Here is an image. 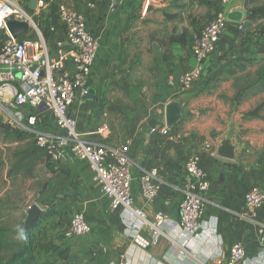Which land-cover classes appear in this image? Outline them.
Listing matches in <instances>:
<instances>
[{"label": "crops", "instance_id": "1", "mask_svg": "<svg viewBox=\"0 0 264 264\" xmlns=\"http://www.w3.org/2000/svg\"><path fill=\"white\" fill-rule=\"evenodd\" d=\"M16 1L29 5L32 0ZM37 1L31 17L43 30H51L57 22L59 4L66 3L86 11L91 31L99 41L90 76L95 98L76 99L70 109L77 131L84 139L114 145L130 142L135 204L151 219L158 210L174 220L179 218L188 178L185 162L199 153L211 180L203 220L216 218L217 234L210 235L205 222L197 235L188 236L184 243L166 231L158 244H146L151 238L147 226L140 230L141 242L130 237L122 208H112L89 163L66 149L53 169L45 163L39 166L45 167L50 177L43 195L49 199L48 209L55 213L34 228L37 244L33 264H116L122 259L129 264H223L236 241L244 243L247 257L258 264L256 260L264 258L259 234V228L264 227V204L248 207L244 196L253 185L264 187V120L261 116L245 118L257 107V98L243 91L238 94L236 87V67L240 69L253 42L260 39L259 34L247 30L253 25L246 17L251 0L224 4L217 0L219 13L226 17L218 55L214 53L206 60L201 78L191 88H185L180 77L196 65L191 47L211 12L199 0ZM8 21L28 25L19 38L36 36L30 22ZM240 22L245 26L243 32L237 31ZM49 34L51 54L56 58L68 48V42L59 27ZM4 35L12 36L8 28ZM154 43L161 46L162 54H154ZM182 97L187 98L182 120L166 132L159 129L148 133L149 122L155 119L164 123L166 105ZM48 122L45 119L42 127L55 131ZM103 123L109 126L105 134L85 135ZM228 133L233 134L239 150L233 160L217 154L220 140ZM206 142L211 143L210 149ZM151 169H157L159 185L152 200L141 188V176ZM7 171L8 164L3 167L2 181L7 180ZM77 212L85 214L92 230L83 236H67L71 216Z\"/></svg>", "mask_w": 264, "mask_h": 264}, {"label": "built area", "instance_id": "2", "mask_svg": "<svg viewBox=\"0 0 264 264\" xmlns=\"http://www.w3.org/2000/svg\"><path fill=\"white\" fill-rule=\"evenodd\" d=\"M228 1L222 0V3ZM110 6L113 7L114 2ZM12 18L33 24L36 36L14 38L4 35L7 22ZM225 24L226 17L218 13L202 27L193 41L191 48L196 65L180 77L185 88H191L201 78L206 60L217 50ZM58 27L66 36L68 48L55 58L44 30L31 17L30 6L16 0H0V117L3 122L33 134L37 144L47 148L54 165L64 156L66 149L71 155L88 162L95 181L110 199L112 208H122L121 216L129 236L139 242L143 226H147L151 233L150 241L146 244H158L166 231L174 240L184 243L188 236L197 235L205 222L208 223L209 234L216 236V218L203 220L205 193L211 186V180L199 153L189 156L185 162L188 178L184 184L179 218L174 220L164 210H158L151 219L143 208L135 204L130 142L127 140L114 145L84 139L83 134L77 131L76 120L70 114V109L76 99H82L90 93V76L99 51V41L91 31L86 11L72 8L66 3L59 4L57 22L52 24L51 30L54 32ZM244 28L243 22L238 23L237 31H243ZM45 119L54 126L55 131H47L42 127ZM108 129L109 126L103 123L85 135H103ZM159 129L166 132L168 126L152 129V132ZM206 146L209 149L212 147L210 142H206ZM212 155L215 156L216 151ZM157 174V169H151L141 176L142 192L150 200L159 192ZM244 203L251 208L261 207L264 204V187L251 186L245 193ZM91 230L85 214L77 212L71 216L66 235L83 236ZM259 234L264 242V227L259 228ZM253 261L247 257L244 243L236 241L223 264H252ZM256 262L264 264V258ZM116 264L129 262L122 259Z\"/></svg>", "mask_w": 264, "mask_h": 264}, {"label": "trees", "instance_id": "3", "mask_svg": "<svg viewBox=\"0 0 264 264\" xmlns=\"http://www.w3.org/2000/svg\"><path fill=\"white\" fill-rule=\"evenodd\" d=\"M199 1L210 8L211 12L208 14V22H210L219 13V1ZM256 1L258 0H251V4ZM212 11H215V13L212 14ZM246 17L248 20L264 18V4L260 6H252ZM56 21L57 19L55 22ZM203 26L198 29V35ZM44 33L45 36L49 38V33H51L50 28L48 27V30H44ZM259 35L261 40L256 42V46L258 47L259 52H264V32ZM173 40L178 39L173 38ZM246 60L247 59H245V61ZM258 112V108L250 110L245 114V118L258 117ZM0 130L3 135V141L5 142V145H3L5 149L0 147V168L3 169V167L8 164L7 180H4V186H14L18 179L25 180L33 177L39 166L43 163H45L48 168L53 169V166L55 165L50 161L47 148L39 146L33 134L20 130L18 127L12 126L10 123L3 122L2 117H0ZM2 203L3 198H0V208ZM54 213L55 212L50 209L42 211L38 220L30 226L26 232L22 229V231L18 233L20 236H18L14 242H5L1 238L2 233L11 230L2 225V220L0 218V264H33L37 244V235L34 233V228L43 218H47ZM21 232H23V239H21Z\"/></svg>", "mask_w": 264, "mask_h": 264}, {"label": "rangeland", "instance_id": "4", "mask_svg": "<svg viewBox=\"0 0 264 264\" xmlns=\"http://www.w3.org/2000/svg\"><path fill=\"white\" fill-rule=\"evenodd\" d=\"M263 4L264 0H258L252 3L251 7ZM252 24L251 27H248V32L257 34L264 32V18L254 19ZM256 42H253L250 47L249 57L244 64L241 65L240 69L236 67V87L238 94L243 91L251 98H257L258 117L261 116L264 120V52H259ZM4 143L0 130V145ZM2 175L3 169L0 168V198H3L0 218L2 225L10 228L11 231L2 233L1 238L5 242H14L20 236L18 233L23 229L27 209L31 205L38 204L42 209L48 210L49 199L43 194L46 188L45 183L50 177L45 167H40L33 177L25 180L18 179L14 186L7 189L1 179Z\"/></svg>", "mask_w": 264, "mask_h": 264}, {"label": "water", "instance_id": "5", "mask_svg": "<svg viewBox=\"0 0 264 264\" xmlns=\"http://www.w3.org/2000/svg\"><path fill=\"white\" fill-rule=\"evenodd\" d=\"M31 10H36L38 7V1L32 0L29 4ZM150 10V8L148 7ZM7 28L14 38H19L21 33L27 30L28 25L26 23L19 24L14 21L7 22ZM153 51L155 55H160L163 53L161 46L157 43L153 44ZM215 56L218 55V52H215ZM95 98V89L91 88L90 93L85 96L84 100H94ZM187 98L182 97L177 100H173L166 105L165 109V122H158L155 119H152L149 122L148 133L152 132V129L158 128L166 124L168 127L173 128L179 121L183 118V108ZM238 147L236 145L235 138L232 133L226 134L219 144L217 154L220 157L233 160L238 154ZM223 179V177L221 178ZM42 208L38 204H33L27 209V216L24 221L23 231L26 232L30 226H32L38 218L41 216Z\"/></svg>", "mask_w": 264, "mask_h": 264}, {"label": "clouds", "instance_id": "6", "mask_svg": "<svg viewBox=\"0 0 264 264\" xmlns=\"http://www.w3.org/2000/svg\"><path fill=\"white\" fill-rule=\"evenodd\" d=\"M24 237H23V232H21V239H23Z\"/></svg>", "mask_w": 264, "mask_h": 264}]
</instances>
